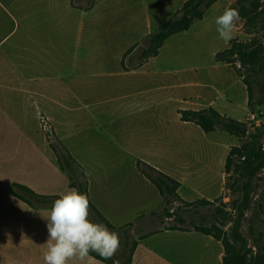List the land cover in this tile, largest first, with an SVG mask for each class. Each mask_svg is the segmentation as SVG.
Masks as SVG:
<instances>
[{
  "label": "rangeland",
  "instance_id": "obj_1",
  "mask_svg": "<svg viewBox=\"0 0 264 264\" xmlns=\"http://www.w3.org/2000/svg\"><path fill=\"white\" fill-rule=\"evenodd\" d=\"M184 1L97 0L95 11L99 17L94 18L95 23L86 21V25L89 28L97 26L98 29L80 35L74 28L77 19H70L73 23L71 34L69 31L65 34L64 30L63 33L24 30L29 24L23 23L19 29L9 34L3 45H0V59L6 57L8 64L15 63L18 71L22 70L33 76L43 73L47 77H57L71 73L73 77H84L74 79L73 96L71 103H68L70 108L63 113L67 123L64 126L65 131L61 132L67 135L71 148L79 149L78 141L87 136L92 139H131V142L135 143L133 145L136 147L138 159L170 177L174 178L176 175L183 178V167L200 166L199 153L202 148L209 147L214 155L209 165L216 171L222 151L225 150L224 145L232 141L241 144L245 139H235L219 129L205 133L192 122L183 125L175 107L199 109L213 99V108L223 115L246 122L250 131L255 122L247 120L246 117L251 112L264 125V103H256L257 85L264 83V77L248 74L250 80L256 81L252 83L255 105L249 108L246 106V88L243 87L245 84L241 77L228 64L214 61V54L228 48L232 40L246 45L259 44L264 50V13L260 16L256 28L250 32L245 26V20L237 13V0H218L205 10L201 20H195L187 30L168 37L156 56L149 57L138 69L123 71L118 59L122 49L133 46L129 57L137 60L146 46V35L170 19ZM90 2L91 0H73L72 5L74 8L85 9ZM261 2L264 7V0ZM54 5H57L59 10L64 8L62 0H30L26 3L25 10L44 11ZM0 20L5 24L3 27L10 32L13 22L5 16ZM68 24L69 22L65 23L64 27ZM46 26L53 28L54 24ZM50 41L62 43L59 48L63 47L62 59L49 60L50 57L45 56L48 59L46 62L23 63L29 53L39 51L33 50L36 46L49 45ZM9 66L4 69L0 61V71L14 69ZM241 74L247 76L243 70ZM161 77L173 78L170 84H178V87L167 92L168 95L165 91L156 90ZM1 79L2 77L0 81ZM21 81H14L16 87L12 85L13 89L0 88V105H7L9 109L23 105L28 108L31 105L30 95L22 92L29 82ZM150 86L153 87V93L146 92ZM182 94L198 96L200 99L185 103L180 99ZM208 141H213V144ZM262 142L264 145V137ZM120 164V170L116 171H124L123 167L127 165L128 172V163ZM113 178L111 176L109 180H113L116 187L137 186L145 192L141 201L137 200L135 207L133 203L123 209L108 206L106 213H109L115 227H120L118 225L126 221L132 222V226H125L131 241L143 234L168 230L165 227L173 224L174 220L163 216L161 210L165 202L155 186L140 171L137 162L135 175L123 174L119 177L116 174L115 179ZM180 182L182 188L179 192L185 199H199L194 198L196 195L187 193L188 184L184 180ZM219 196L223 201L232 197L227 189ZM262 201L264 202V179L258 181V186L254 189L250 209L246 212L241 227V232L248 237V241L250 239V245L256 238L264 244ZM116 202L114 200L113 204L116 205ZM175 206L176 203H173L172 207ZM198 211L203 216L210 210L201 207ZM151 212H156V215H151ZM192 219L195 224L203 222L208 225L211 221L210 217L202 219L197 216ZM250 222L253 235L247 232ZM86 223L84 246L92 249L110 247L115 256L120 254L124 240L122 229H106L90 215H86ZM183 226L192 228L189 220Z\"/></svg>",
  "mask_w": 264,
  "mask_h": 264
},
{
  "label": "crops",
  "instance_id": "obj_2",
  "mask_svg": "<svg viewBox=\"0 0 264 264\" xmlns=\"http://www.w3.org/2000/svg\"><path fill=\"white\" fill-rule=\"evenodd\" d=\"M29 1L0 0V19L5 16L13 22V28L9 32L3 27L4 22L0 20V45H3L9 34L19 29L23 23L29 24L23 28L24 30L33 29L45 33L54 31L63 33L64 30L65 34L68 31L71 34L73 23L70 19L72 18L77 19L74 28L78 35L98 29L97 26L89 28L86 25V21L95 23L94 18L99 17L95 11L97 0H94L90 9L74 8L73 0H62V6L66 9L59 10L57 5H54L44 11L25 10ZM68 22L69 24L64 27ZM50 23L54 24L53 28L46 26ZM61 45L62 43H51V41L49 45H38L33 50L39 51L29 53L23 63L46 62L48 59L45 56H49V60L62 59L64 54L63 47L59 49ZM128 47L122 49L118 58L120 68L125 72L138 69L124 70L121 66L122 57ZM128 57L129 54L126 58ZM0 61L4 69L10 67L9 65L14 68L1 69L0 88L13 89L16 87L14 81L25 80L24 82L29 83L26 84L27 88L22 83L25 88L22 92L30 95L31 103L28 108L23 105L14 109L0 105V264H106L77 247L76 233L80 223L77 216L49 207L33 208L14 196L10 187L12 183H18L41 195H58L71 199L77 196L76 189L68 186V178L59 169L55 154L46 139L45 132L50 130L82 166L88 181L89 201L115 226L109 218V213H106L108 206L113 205L115 208L123 209L133 203L135 207L137 200L141 201L145 194L143 188L116 187L115 182L111 181L112 178L109 180L111 176L115 179L116 174L119 177L123 174H136V162L141 159L137 157L136 147L133 145L135 143H132L131 139L128 141L114 137L92 139L87 136L78 141L79 149L71 148L67 135L61 132L65 131L64 126L67 123L63 113L70 108L68 103H71L73 96L74 79L84 77H73L71 73L57 77H47L43 73L33 76L22 70L18 71L15 63L8 64L6 57H2ZM23 66L24 64L21 65ZM238 79L240 80L239 77ZM172 80L171 77L159 78L156 90L169 93L171 89L178 87V84H170ZM175 81L177 83L176 78ZM153 91V87L150 86L146 92L153 93ZM180 99L189 103L200 98L182 94ZM208 106L214 107L213 99L199 109ZM178 109L192 108L175 107L177 114ZM42 122L45 123V127L42 126ZM181 122L183 125L191 123ZM231 137L236 139L234 136ZM208 143L213 144V141ZM234 145L240 144L238 141L236 143L232 141L224 145L225 150L222 151V158L216 171L209 165L214 156L210 148H202L198 157L200 166L183 167L185 170L183 178L173 175L180 183L177 189L179 196L186 201L192 200L185 199L180 194L179 189L182 188L180 180L188 184L187 193L196 195L194 198L212 200L222 194L225 191V157L229 148ZM121 162L128 163L130 166L128 172L127 165H124V171H116L120 170ZM114 200L117 201L116 205L113 204ZM222 256V244L212 236L192 230H162L138 240L131 264H221Z\"/></svg>",
  "mask_w": 264,
  "mask_h": 264
},
{
  "label": "trees",
  "instance_id": "obj_3",
  "mask_svg": "<svg viewBox=\"0 0 264 264\" xmlns=\"http://www.w3.org/2000/svg\"><path fill=\"white\" fill-rule=\"evenodd\" d=\"M216 1L218 0H185L170 19L146 35L144 40L146 46L141 50L137 60H132L131 57L126 58L133 46L124 53L121 60L122 68L124 70L138 68L149 57L156 56L168 37L187 30L195 20H201L205 10ZM92 4L93 0L87 4L86 8L92 7ZM262 5L261 0L236 1L237 13L245 20V26L250 32L256 28L260 16L264 13ZM214 60L228 64L241 77L246 87L247 107H253L255 102L253 101L252 83L256 81L250 80L248 74H252L254 77L258 75L264 77L263 48L259 44L246 45L232 40L228 48L214 54ZM242 70L247 73V76L241 74ZM257 93L256 103L263 104L264 83H258ZM177 112L181 121L192 122L205 133L219 129L239 140L245 139V141L240 145L231 146L225 157L224 188L232 196L228 201H223L221 196L213 200L200 198L186 201L177 193L180 186L177 180L142 161H137L140 171L155 186L165 202L161 210L163 216L173 218L175 222L165 229L192 230L212 236L215 240L220 241L223 247L221 264H264V244H261V240L256 238L252 245H249L248 237L241 232L245 214L250 209L254 188L258 186V181L264 179V145L262 142L264 125H253V129L250 131L246 122L220 114L211 106L199 110L178 109ZM45 136L56 156L59 169L68 178V186L76 189L77 196L71 199L58 195H41L18 183L11 184V193L33 208L49 207L77 216L80 223L76 233V245L90 256L106 264H131L132 254L138 240L148 234L140 235L138 239L131 241L125 228L132 226V222L120 227L113 226L89 201L88 181L80 164L55 138L52 131L46 130ZM260 200H262L261 197ZM173 203H176L175 207H172ZM201 207L210 210L209 213L202 216L198 211ZM86 215L99 221L106 229H122L124 240L122 251L118 256H115L110 247L92 249L84 246L87 230ZM151 215H156V212H151ZM197 216L202 219L210 217L211 221L208 225L203 222L195 224L192 218ZM187 220L192 225L191 229L183 226ZM247 232L253 235L251 222L247 225ZM254 248H256L255 251Z\"/></svg>",
  "mask_w": 264,
  "mask_h": 264
},
{
  "label": "built area",
  "instance_id": "obj_4",
  "mask_svg": "<svg viewBox=\"0 0 264 264\" xmlns=\"http://www.w3.org/2000/svg\"><path fill=\"white\" fill-rule=\"evenodd\" d=\"M255 114L254 113H249V115H248V117H246L247 118V120H249V121H253V122H255V126H258V125H260L261 123H260V121L259 120H257L256 118H255ZM42 126L43 127H45V123L44 122H42Z\"/></svg>",
  "mask_w": 264,
  "mask_h": 264
},
{
  "label": "water",
  "instance_id": "obj_5",
  "mask_svg": "<svg viewBox=\"0 0 264 264\" xmlns=\"http://www.w3.org/2000/svg\"><path fill=\"white\" fill-rule=\"evenodd\" d=\"M255 189V188H254ZM254 192V191H253ZM249 245H250V239H249Z\"/></svg>",
  "mask_w": 264,
  "mask_h": 264
}]
</instances>
